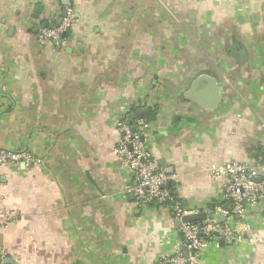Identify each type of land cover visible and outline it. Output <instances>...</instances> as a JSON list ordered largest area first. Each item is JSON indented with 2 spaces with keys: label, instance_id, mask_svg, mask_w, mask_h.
Listing matches in <instances>:
<instances>
[{
  "label": "crops",
  "instance_id": "obj_1",
  "mask_svg": "<svg viewBox=\"0 0 264 264\" xmlns=\"http://www.w3.org/2000/svg\"><path fill=\"white\" fill-rule=\"evenodd\" d=\"M69 5L67 44L39 43ZM121 104L150 121L183 202L222 215L227 178L207 167L264 163V0H0V147L35 157L0 165V213L18 214L0 219V263L159 264L172 251L170 215L139 205L113 153ZM224 218L238 238L198 264H264V200L247 224Z\"/></svg>",
  "mask_w": 264,
  "mask_h": 264
},
{
  "label": "built area",
  "instance_id": "obj_2",
  "mask_svg": "<svg viewBox=\"0 0 264 264\" xmlns=\"http://www.w3.org/2000/svg\"><path fill=\"white\" fill-rule=\"evenodd\" d=\"M78 18L74 8L66 7L65 15L58 26H41L37 38L41 44L64 46L67 34L75 27ZM129 104H121L118 108L116 127L121 133L118 144L113 148L119 164L123 169L131 171L135 182L127 186V190L135 194L139 205L146 209L156 207L164 209L171 217V225L180 236L188 257L180 249V242H174L172 251L161 257L159 264H198L204 250L211 244L221 246V241L233 244L238 238L234 223L221 221L209 204H184L183 199L175 192L173 183L177 181L174 174L168 173L150 148L147 136L151 124L143 118L131 120ZM35 157L29 151H15L0 147V165L7 163L33 162ZM206 171L211 178L226 177L223 199L228 201L229 209L222 210L224 217L237 216L246 222L248 210L264 200V163L260 165L223 162L212 164ZM203 213L204 219L181 222L176 220L188 215ZM18 218V214L4 210L0 213L3 224ZM252 241V239H250ZM4 264V263H0Z\"/></svg>",
  "mask_w": 264,
  "mask_h": 264
},
{
  "label": "water",
  "instance_id": "obj_3",
  "mask_svg": "<svg viewBox=\"0 0 264 264\" xmlns=\"http://www.w3.org/2000/svg\"><path fill=\"white\" fill-rule=\"evenodd\" d=\"M64 15H65V11L63 12V15H62L61 19L59 20V23L57 25H55V26H58L61 23L62 18L64 17ZM45 26H47V25H45ZM50 27H53V26H50ZM22 163L26 164V162H22ZM216 217L219 220H221V221L225 220V218L222 215H220V214H217ZM204 218H205V215L203 213L196 214V215H188V216L183 217L181 220H176L175 224H176V226H179L181 224V222L197 221V220H201V219H204ZM176 235L178 236V239H179V242H180V249L184 252L185 256L188 257V252L185 249V246L182 244L180 236L178 235L177 232H176ZM221 242L223 243L224 241H221ZM188 264H190V263H188Z\"/></svg>",
  "mask_w": 264,
  "mask_h": 264
},
{
  "label": "trees",
  "instance_id": "obj_4",
  "mask_svg": "<svg viewBox=\"0 0 264 264\" xmlns=\"http://www.w3.org/2000/svg\"><path fill=\"white\" fill-rule=\"evenodd\" d=\"M130 112H131V113H130L131 120H133V119H135L136 117H138V116L135 115V114H136V110H135V108L131 109ZM134 113H135V114H134ZM138 118H143V119L147 120L145 117H138ZM147 121H148V120H147ZM148 122H150V121H148ZM224 202H226V200H224Z\"/></svg>",
  "mask_w": 264,
  "mask_h": 264
}]
</instances>
